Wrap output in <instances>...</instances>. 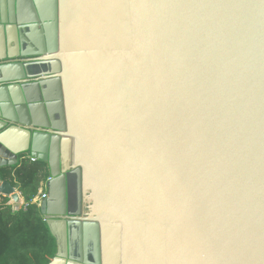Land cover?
<instances>
[{
	"label": "water",
	"instance_id": "95a60500",
	"mask_svg": "<svg viewBox=\"0 0 264 264\" xmlns=\"http://www.w3.org/2000/svg\"><path fill=\"white\" fill-rule=\"evenodd\" d=\"M31 157L48 264H264V0H0L15 210Z\"/></svg>",
	"mask_w": 264,
	"mask_h": 264
},
{
	"label": "trees",
	"instance_id": "16d2710c",
	"mask_svg": "<svg viewBox=\"0 0 264 264\" xmlns=\"http://www.w3.org/2000/svg\"><path fill=\"white\" fill-rule=\"evenodd\" d=\"M41 172L42 165L26 162L9 176L28 203L15 210L8 197L0 199V264H48L54 256V239L37 204L29 202L38 193Z\"/></svg>",
	"mask_w": 264,
	"mask_h": 264
},
{
	"label": "built area",
	"instance_id": "2783aa9c",
	"mask_svg": "<svg viewBox=\"0 0 264 264\" xmlns=\"http://www.w3.org/2000/svg\"><path fill=\"white\" fill-rule=\"evenodd\" d=\"M30 160L31 161H33V162H36V159L35 158H30ZM44 181H40V183H39V192L35 195V196H33L31 199H30V203H35V204H37V206L40 204V201H41V199H43V198H45L46 197V190L44 189ZM27 203L28 202H23L21 205H22V207H26L27 206Z\"/></svg>",
	"mask_w": 264,
	"mask_h": 264
},
{
	"label": "crops",
	"instance_id": "0c3cea01",
	"mask_svg": "<svg viewBox=\"0 0 264 264\" xmlns=\"http://www.w3.org/2000/svg\"><path fill=\"white\" fill-rule=\"evenodd\" d=\"M28 162H29V163H36V162L31 161L30 159L28 160ZM28 162H27V163H28ZM18 190H19V189H18ZM19 192H20V190H19ZM38 192H39V188H38ZM20 194H21V192H20ZM21 195H22V194H21ZM1 197H2V196L0 195V199H1ZM25 201H26V200H25V198L23 197V202H25ZM7 203L10 204V205H12L11 202H10V199H9V198H8V202H7ZM22 205H23V204H22ZM22 205H20V207H21Z\"/></svg>",
	"mask_w": 264,
	"mask_h": 264
},
{
	"label": "flooded vegetation",
	"instance_id": "af4514ba",
	"mask_svg": "<svg viewBox=\"0 0 264 264\" xmlns=\"http://www.w3.org/2000/svg\"><path fill=\"white\" fill-rule=\"evenodd\" d=\"M48 174V173H47Z\"/></svg>",
	"mask_w": 264,
	"mask_h": 264
}]
</instances>
